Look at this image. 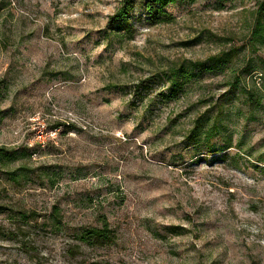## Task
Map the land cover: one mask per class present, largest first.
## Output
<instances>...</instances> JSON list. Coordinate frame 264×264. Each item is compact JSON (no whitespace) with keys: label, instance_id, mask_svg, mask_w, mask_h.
Masks as SVG:
<instances>
[{"label":"rangeland","instance_id":"374dc122","mask_svg":"<svg viewBox=\"0 0 264 264\" xmlns=\"http://www.w3.org/2000/svg\"><path fill=\"white\" fill-rule=\"evenodd\" d=\"M121 2L0 0V264H264L255 0Z\"/></svg>","mask_w":264,"mask_h":264},{"label":"trees","instance_id":"16d2710c","mask_svg":"<svg viewBox=\"0 0 264 264\" xmlns=\"http://www.w3.org/2000/svg\"><path fill=\"white\" fill-rule=\"evenodd\" d=\"M145 1V8L148 12H154L162 15L164 18L168 17V15L163 11V8H165L169 4L175 3L177 0H144ZM218 3H226L230 0H216ZM135 0H122L121 6L116 11V13L111 17V26L112 29L115 30V32H127L129 30V20L131 16V12L134 9ZM255 6H256V28L260 26L261 20L264 18V0H255ZM185 81V77L182 76L179 81H174L172 84V89L168 92V94H171L173 96H176L182 89L183 84ZM166 99L170 98V96H165ZM5 156L0 151V161ZM13 181V180H12ZM20 218L22 220H34L35 215L29 214L25 215L23 213H18ZM55 214H52L51 218H54ZM55 220V219H54ZM18 231L22 232L21 230ZM80 241L91 245V246H103L107 244H111L113 241V234L112 231L109 230L107 224L104 223V225L100 228H90L86 231H84L81 234ZM23 245V244H22ZM25 251H27V247L29 249V246H21ZM27 253V252H25Z\"/></svg>","mask_w":264,"mask_h":264}]
</instances>
